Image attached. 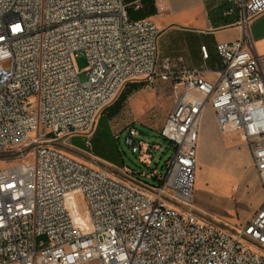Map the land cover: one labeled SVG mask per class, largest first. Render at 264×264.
I'll list each match as a JSON object with an SVG mask.
<instances>
[{
	"label": "built area",
	"instance_id": "built-area-1",
	"mask_svg": "<svg viewBox=\"0 0 264 264\" xmlns=\"http://www.w3.org/2000/svg\"><path fill=\"white\" fill-rule=\"evenodd\" d=\"M237 2L243 34L217 44L209 79L203 68L178 72L161 61L160 29L132 19L123 0H0V264H264V200L241 224L195 205L209 107L221 134L248 145L264 195V55L250 33L264 0ZM164 82L179 90L160 131L175 150L165 175L118 174L73 153H89L72 138L91 149L100 114L126 85ZM138 134L129 126L126 142L149 167L156 146ZM72 192L86 201L88 231L68 207Z\"/></svg>",
	"mask_w": 264,
	"mask_h": 264
},
{
	"label": "rangeland",
	"instance_id": "rangeland-1",
	"mask_svg": "<svg viewBox=\"0 0 264 264\" xmlns=\"http://www.w3.org/2000/svg\"><path fill=\"white\" fill-rule=\"evenodd\" d=\"M75 62L80 71L81 79L84 81L86 79L85 70L87 69L88 61L84 56H80L76 58ZM128 85L122 89L111 105L100 114L92 131L91 149L87 147L83 136L72 138V144L77 151L87 150L89 153L71 152L88 162L97 163L118 174H122V172L119 169L116 170V168L123 169L127 167L138 173H149L151 170L156 169L158 173L165 175L167 172V161L174 155L175 150L161 136L160 131L168 114L176 104L179 90L168 82H164L152 89L138 85L137 91L129 95L126 101H121V96L127 95ZM117 102H120L121 109L117 115L111 117L109 115L110 108ZM212 120L216 121V117L214 111L209 107L205 112L202 125L204 126V133L209 132ZM132 125L137 128L139 139L156 146L153 152L154 157L149 167L139 158L138 154L132 151V147L126 142L128 128ZM219 153H221L220 150L211 152L207 149L199 155L195 203L220 220L238 224V221H246L253 216L256 212L255 206L259 205L260 196L262 195L264 199V195L259 180L253 189V172L246 171L238 176L239 173L235 174L229 168H219L222 164L230 165L231 162L230 154L219 155ZM10 161L7 165L12 164V160ZM3 167L5 165H0V168ZM211 167L216 170L213 176L210 173ZM140 178L149 184H156L149 177ZM67 204L76 225L83 231L90 230L92 228L91 217L82 194L79 192L68 194ZM86 264L102 263L91 261Z\"/></svg>",
	"mask_w": 264,
	"mask_h": 264
},
{
	"label": "crops",
	"instance_id": "crops-1",
	"mask_svg": "<svg viewBox=\"0 0 264 264\" xmlns=\"http://www.w3.org/2000/svg\"><path fill=\"white\" fill-rule=\"evenodd\" d=\"M136 1L123 0L128 7L134 6ZM152 1L156 7V13L148 18L160 29V60L170 59L173 69L178 72L203 68L206 76L209 79H214L216 77L215 70L221 60L217 52V44L233 42L241 38L243 34L242 10L237 2L239 0ZM250 33L254 39L255 52L258 55H264V12L251 20ZM203 49L209 51L208 59L203 57ZM133 84L144 86L140 83ZM203 129L204 126L201 128L199 155L207 149L211 152L220 150L219 155L230 154V165L222 164L219 168H229L235 174L239 173L238 176L246 171L253 172L254 189L259 180L256 167L248 145L240 134H221L217 122L213 120L208 133H204ZM215 172L214 167H211L212 176ZM260 197L259 205L255 206L256 212L264 200L262 195ZM246 221H238V224Z\"/></svg>",
	"mask_w": 264,
	"mask_h": 264
},
{
	"label": "trees",
	"instance_id": "trees-1",
	"mask_svg": "<svg viewBox=\"0 0 264 264\" xmlns=\"http://www.w3.org/2000/svg\"><path fill=\"white\" fill-rule=\"evenodd\" d=\"M128 13L132 19H143L155 14L156 7L152 0H144L141 8L135 9L134 6L128 7ZM127 87L129 88L127 95H122L120 99L121 101H126L129 95L138 90V84H129ZM120 105V102H117L112 108H110L109 115L111 117H114L119 113L121 109Z\"/></svg>",
	"mask_w": 264,
	"mask_h": 264
}]
</instances>
